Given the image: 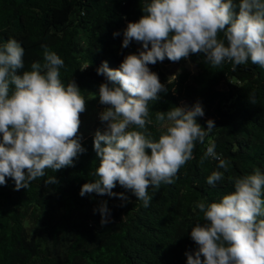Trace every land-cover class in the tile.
<instances>
[{
    "label": "trees",
    "instance_id": "obj_1",
    "mask_svg": "<svg viewBox=\"0 0 264 264\" xmlns=\"http://www.w3.org/2000/svg\"><path fill=\"white\" fill-rule=\"evenodd\" d=\"M148 2L0 0V44L9 39L21 44L23 70H30L33 62L43 63L42 46H47L65 62L62 82L67 85L74 79L86 101L79 129L86 151L74 166L56 172L46 169V175L27 189L14 190L11 178L0 186V264H187L185 253L198 247L190 237L191 228L204 222L200 210H193L196 202H219L233 192L228 176L252 174L256 168L264 172V68L250 59L235 71L229 62L213 68L204 54H192L188 60L166 58L149 65L167 92L149 102L153 124L148 130L158 139L163 129L155 123L157 111L199 101L205 115L197 122L207 128L211 119L215 128L203 144L196 143L194 158L180 168L173 184L148 189L152 199L147 208L118 183L113 192L129 198L125 206L119 196H80L85 183L95 182L99 166L94 134L106 129L99 118L105 108L99 101L105 77L97 69L105 61L110 68H119L125 56L138 54L142 45L135 41L122 47L123 32L129 22L140 19ZM116 32L120 35L114 36ZM84 66L89 67L81 71ZM253 94L255 104L250 100ZM209 141L229 161L224 179L215 186L207 184V177L224 169L212 158L199 163ZM50 176L58 183L45 185ZM104 201L110 214L102 225L98 208Z\"/></svg>",
    "mask_w": 264,
    "mask_h": 264
},
{
    "label": "clouds",
    "instance_id": "obj_2",
    "mask_svg": "<svg viewBox=\"0 0 264 264\" xmlns=\"http://www.w3.org/2000/svg\"><path fill=\"white\" fill-rule=\"evenodd\" d=\"M142 12L138 21L127 24L122 42L123 48L133 41L141 44L138 54L125 56L119 68H110L105 61L97 69L105 77L99 88L105 108L99 118L106 129L94 134L99 166L95 182L85 183L80 196H119L125 206L129 198L113 192L118 183L147 208L152 199L148 189L173 184L180 168L194 158L196 143L203 144L215 128L214 120L207 121V128L197 122L205 115L198 101L157 111L155 123L163 131L153 138L148 130L153 124L149 102L159 101L167 87L149 65L204 54L213 68L229 62L235 71L249 59L264 68V0H150ZM42 47L43 63L33 62L30 70H23L21 44L15 39L0 44V186L11 178L16 191L44 177L46 169L56 172L74 166L86 151L79 132L86 111L81 89L74 79L67 85L62 82L64 60ZM250 100L255 104L254 94ZM215 147L209 141L199 161L203 165L212 158L224 169L207 177L212 186L229 169V161ZM227 179L234 184L233 192L219 202L195 204L193 210H200L204 222L191 228L190 237L198 247L185 253L187 264H264V172L256 168L252 174ZM44 183L58 181L50 176ZM98 211L101 224L108 223L107 201Z\"/></svg>",
    "mask_w": 264,
    "mask_h": 264
},
{
    "label": "rangeland",
    "instance_id": "obj_3",
    "mask_svg": "<svg viewBox=\"0 0 264 264\" xmlns=\"http://www.w3.org/2000/svg\"><path fill=\"white\" fill-rule=\"evenodd\" d=\"M172 70H174V69H172ZM174 75V73H170V76H173Z\"/></svg>",
    "mask_w": 264,
    "mask_h": 264
}]
</instances>
